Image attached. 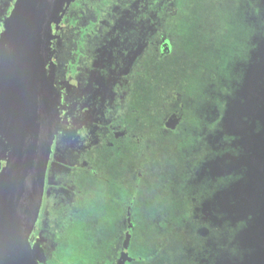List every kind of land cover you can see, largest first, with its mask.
Instances as JSON below:
<instances>
[{
  "label": "flooded vegetation",
  "instance_id": "1",
  "mask_svg": "<svg viewBox=\"0 0 264 264\" xmlns=\"http://www.w3.org/2000/svg\"><path fill=\"white\" fill-rule=\"evenodd\" d=\"M16 2L0 0V36ZM46 74L57 125L30 238L43 264H77L56 253L100 200L117 215L89 216L106 239L96 264H233L255 251L244 237L262 123L247 97L263 92L264 0H71ZM3 125L0 112V171Z\"/></svg>",
  "mask_w": 264,
  "mask_h": 264
},
{
  "label": "water",
  "instance_id": "2",
  "mask_svg": "<svg viewBox=\"0 0 264 264\" xmlns=\"http://www.w3.org/2000/svg\"><path fill=\"white\" fill-rule=\"evenodd\" d=\"M70 1L17 0L0 36L1 133L11 148L0 171V264H43L30 238L57 125L46 61L52 24Z\"/></svg>",
  "mask_w": 264,
  "mask_h": 264
},
{
  "label": "rangeland",
  "instance_id": "3",
  "mask_svg": "<svg viewBox=\"0 0 264 264\" xmlns=\"http://www.w3.org/2000/svg\"><path fill=\"white\" fill-rule=\"evenodd\" d=\"M246 78V81L244 82L245 85H247V92H249V95H251L253 92L256 91L255 89V82L252 77ZM263 77V76H262ZM261 77V78H262ZM257 81L259 79V74L258 77L256 78ZM253 81V82H252ZM245 100V99H244ZM247 100L250 102L251 105L250 108L254 109L256 106L254 104L255 99L253 98H248ZM245 103V102H244ZM238 115H241L240 113ZM240 116H237L235 121H239ZM232 132L230 134H234V136L240 135V129H238L236 126H232ZM229 133V132H228ZM226 147V146H225ZM225 147H219L217 148V152L219 153L215 157L218 158V163L221 162V160L224 161V153H225ZM237 153L234 155L230 156H236ZM223 168H220V171H222ZM260 184L257 183L254 187L256 188V196L254 195L255 199H263L262 196L264 197V190L259 188ZM262 193V195H261ZM102 200H100L101 206L95 205V203L91 206L88 207L89 211L87 212L88 214H83V211H79L76 215L75 218L72 219L71 221V230L69 234V239H68V246H62L57 255V259L60 261L64 262H72V263H77V264H96L97 261L100 259L98 254L100 253V247L97 243H100L104 241L103 243H106V239L101 238L100 233L96 230H91V226L89 223V216H91L93 219H98L101 221V223L106 224V225H112V220L114 217H116L117 213L115 211V205L114 202L109 203L107 206L105 203H101ZM98 204V205H100ZM103 206V207H102ZM104 208V209H103ZM261 229V228H260ZM152 230V229H151ZM246 233V232H245ZM250 236V237H249ZM261 238V236H260ZM244 240H250L253 244H255L256 241L259 240V237L257 236V230L252 229V231H248V235L244 237ZM138 247H135L136 251H139L137 249Z\"/></svg>",
  "mask_w": 264,
  "mask_h": 264
},
{
  "label": "trees",
  "instance_id": "4",
  "mask_svg": "<svg viewBox=\"0 0 264 264\" xmlns=\"http://www.w3.org/2000/svg\"><path fill=\"white\" fill-rule=\"evenodd\" d=\"M262 91V94L258 95L259 97L255 103L257 119L259 118V121L262 123V128L260 130L262 138L260 139L258 146H256V157L253 160V165L256 169L260 187L264 190V83ZM262 198L263 199H259L256 208V222L251 224L252 227L249 229L257 230V236L259 237V240L256 241L255 244L249 240L252 246L255 247V251L251 254H246L242 258L234 260L232 262L233 264H264V197L262 196ZM229 264H231V262Z\"/></svg>",
  "mask_w": 264,
  "mask_h": 264
}]
</instances>
